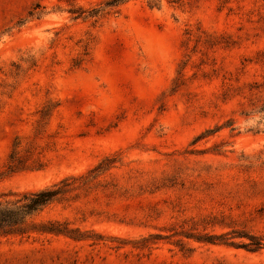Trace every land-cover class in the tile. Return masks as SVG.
<instances>
[{
    "label": "rangeland",
    "instance_id": "1",
    "mask_svg": "<svg viewBox=\"0 0 264 264\" xmlns=\"http://www.w3.org/2000/svg\"><path fill=\"white\" fill-rule=\"evenodd\" d=\"M45 189L0 264H264V0H0V203Z\"/></svg>",
    "mask_w": 264,
    "mask_h": 264
},
{
    "label": "trees",
    "instance_id": "2",
    "mask_svg": "<svg viewBox=\"0 0 264 264\" xmlns=\"http://www.w3.org/2000/svg\"><path fill=\"white\" fill-rule=\"evenodd\" d=\"M61 194V190L45 189L29 195L14 203L3 205L0 203V234L21 232L28 217L41 211L51 204ZM256 250L262 248L259 242L254 243Z\"/></svg>",
    "mask_w": 264,
    "mask_h": 264
}]
</instances>
